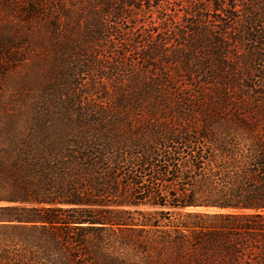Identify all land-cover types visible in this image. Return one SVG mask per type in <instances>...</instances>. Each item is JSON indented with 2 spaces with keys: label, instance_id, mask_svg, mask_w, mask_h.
I'll use <instances>...</instances> for the list:
<instances>
[{
  "label": "trees",
  "instance_id": "trees-1",
  "mask_svg": "<svg viewBox=\"0 0 264 264\" xmlns=\"http://www.w3.org/2000/svg\"><path fill=\"white\" fill-rule=\"evenodd\" d=\"M162 1L0 0V264H132L112 227L145 264H264V0Z\"/></svg>",
  "mask_w": 264,
  "mask_h": 264
},
{
  "label": "rangeland",
  "instance_id": "rangeland-1",
  "mask_svg": "<svg viewBox=\"0 0 264 264\" xmlns=\"http://www.w3.org/2000/svg\"><path fill=\"white\" fill-rule=\"evenodd\" d=\"M259 0L254 1L257 3ZM183 5H186L185 1L179 2ZM21 7V3H19ZM19 7V8H20ZM163 11V14L165 16H169L170 19H176L178 16H180L183 12L182 7H176L174 3H172V0H164L162 1V5L160 8ZM20 10V9H19ZM9 11L0 4V24L4 22L8 18ZM157 14L156 11H146L137 13L134 16H132L131 22H126L123 27H126L127 30H130L134 32L136 36L141 37L144 35L148 29L151 27L150 24L153 21L152 17L155 18V15ZM10 15V14H9ZM10 17V16H9ZM11 18H8L10 20ZM169 22V21H168ZM44 18L42 20L34 19L33 28H39V31L33 32V36L39 37L44 34ZM164 24V23H163ZM21 27V26H20ZM19 27V28H20ZM26 27V26H25ZM30 28V29H31ZM21 31L26 33L28 32L27 28H21ZM125 37H129L125 35ZM126 40V39H125ZM123 42V40L118 41V46L120 47V43ZM142 44V41L140 45ZM125 45L129 48L130 45L126 43ZM44 46V44H42ZM31 61H36L38 63V66L36 69H33L32 71V78L30 85L27 87H24L22 84H20L18 87H16L14 95H25L28 97H34L37 94V90L39 91L41 88L37 87V85H33V82H37L38 79L41 77H44V63L41 64V62H38L40 59H44V47H40L39 49H35L31 56ZM43 62V61H42ZM36 77V79H35ZM38 77V78H37ZM35 79V80H34ZM85 79L87 77L85 76ZM143 208V207H142ZM145 209V208H144ZM189 210H195V211H209V212H217V211H223L216 208H197V209H189ZM124 229V228H123ZM121 229V230H123ZM120 229L116 227L107 228L106 231H102L100 236L103 237L105 240V243L103 245V249H105L106 254H108V261H123L126 263H132V264H145L146 261L149 260V256L153 255L152 253H146V249H141L137 246L135 242L132 241V239L137 238V233L130 232L128 229H124V231H121ZM99 235V234H97ZM94 236V235H93ZM91 236V237H93ZM96 236V235H95ZM94 236V237H95ZM93 239V238H92ZM74 255H76V259L71 262V264H94L93 260L91 258H88L85 253L83 252L81 246H73ZM108 249V250H107ZM34 251H36L34 254L30 255V258L26 261V264H42L44 263V255H40V250L38 248H34ZM102 264H105V261L101 262ZM113 264V263H112Z\"/></svg>",
  "mask_w": 264,
  "mask_h": 264
}]
</instances>
